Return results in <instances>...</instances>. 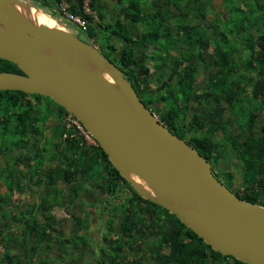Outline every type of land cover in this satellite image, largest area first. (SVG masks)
I'll list each match as a JSON object with an SVG mask.
<instances>
[{"label": "trees", "instance_id": "trees-1", "mask_svg": "<svg viewBox=\"0 0 264 264\" xmlns=\"http://www.w3.org/2000/svg\"><path fill=\"white\" fill-rule=\"evenodd\" d=\"M214 1L118 0L114 16L107 18L99 0H29L49 12H59L65 2L71 13L82 16L86 29L80 30L117 64L139 97L146 98L143 103L157 107L152 112L159 121L212 164L231 148L241 164L240 183L231 171H221L222 176L213 167L214 174L239 197L264 206V121L259 120L264 110V0H221L225 17L210 14ZM85 2L93 14L84 13ZM0 63L2 71L21 73L9 60L0 58ZM32 95L0 89V155L13 153L0 165V264H58L75 247H90L82 232L89 230L92 214L74 211L85 179L94 181L102 198L115 197L123 184L130 188L119 212L107 220L109 231L115 219L118 227L116 237L101 248L103 264H246L214 250L175 214L131 189L98 142L63 137L62 118L69 112L39 93H34V107ZM237 111L243 123L234 134L230 116ZM52 118L57 121L50 124ZM41 137L42 143L36 141ZM56 180L66 185L60 196L71 222L69 236L64 218L55 216ZM24 185L38 190L37 202L21 206L16 201ZM40 207L47 211L39 214ZM53 247L59 253L50 258L44 252Z\"/></svg>", "mask_w": 264, "mask_h": 264}, {"label": "water", "instance_id": "water-1", "mask_svg": "<svg viewBox=\"0 0 264 264\" xmlns=\"http://www.w3.org/2000/svg\"><path fill=\"white\" fill-rule=\"evenodd\" d=\"M14 2L32 5L0 0V58L21 70H0V89L49 96L83 124L140 196L214 250L264 264V206L218 179L211 162L159 121L100 48L61 26L36 24Z\"/></svg>", "mask_w": 264, "mask_h": 264}, {"label": "rangeland", "instance_id": "rangeland-1", "mask_svg": "<svg viewBox=\"0 0 264 264\" xmlns=\"http://www.w3.org/2000/svg\"><path fill=\"white\" fill-rule=\"evenodd\" d=\"M239 1L240 4L242 1L240 0H234ZM101 4H103V12L106 13V17L109 18L110 16H114L116 9L119 7L120 3L118 0H99ZM67 4L65 2H61L59 4V12L57 10H50L49 12L46 9L38 8L36 9L35 6V15L36 20L47 24L48 26H61L69 31H72L74 34H76L81 39L92 42L88 37L85 35V33L79 29V27L74 23L73 21L67 19L63 12H62V6ZM210 14L212 12L217 13L219 17H225L227 15V7L223 5L221 0H215L213 5L209 8ZM225 29V28H223ZM95 45V44H94ZM118 45V44H117ZM182 47V46H181ZM162 73H165L163 69H160ZM150 106V105H149ZM168 106V104H167ZM245 109V108H244ZM242 113L237 111L235 114H231L230 116V124H231V130L234 134H239L241 129V124L243 123V118H241ZM157 117V115H156ZM259 120L264 121V110L261 112L259 116ZM57 121L56 118H52L50 121V124H53ZM177 124H180V122L177 121ZM50 131L46 132V136H49ZM38 142H43V138L36 139ZM18 152V151H17ZM15 152L16 155L18 153ZM13 154L12 152L7 151L6 155L1 154L0 155V165H3L5 163V156L10 157V155ZM46 163V162H45ZM53 162L50 161L49 165L53 166ZM211 165L214 167V171L216 174H221V171L228 170L231 171L234 176L235 180H237V183H240L241 178V164L238 161V159L235 157V154L231 148L226 149V156L225 158H221L219 161H215ZM212 167V168H213ZM25 172V168H22ZM223 169V170H222ZM220 180H223V175L220 176ZM82 176V175H81ZM82 180L84 178L82 177ZM86 183L84 185L85 191L77 198L76 200V207H75V214L76 215H82L84 211H89L92 214V220L89 230L86 232H82L83 234H88V241L87 244H90V247H85L82 245V247H75L73 249V253L66 257L65 261L61 262L58 261V264H103L102 258H104L103 251H101L102 246L106 243V239L109 237H116V229L118 227V220H114V230L109 231L107 220L109 217L115 216L117 212H119V208L117 206L120 202H123L124 197H126L128 194H130V191L121 190V192L116 193L115 197L106 196L103 197L99 196L97 193V188L94 186V181L90 182L85 179ZM24 184V183H23ZM52 187H56L58 189V192L54 195L52 194V197L59 195L55 202L59 205L57 209H55V216L57 219L64 218L62 222L64 226V231L66 233V236L70 235V227L71 222L68 219V215L66 213V210L61 205V196L64 195L66 190V185L61 181H54L52 183ZM2 191H4L5 187H1ZM38 190L33 185H24V188H22L19 192H16L14 195V198L16 201L21 203V206L26 205L27 203H34L37 202L38 198ZM37 211L39 214L44 213L47 211L45 207L37 208ZM61 221V220H60ZM59 221V222H60ZM56 253H59L56 247H53V250L46 251L44 254L49 256L50 258L54 257Z\"/></svg>", "mask_w": 264, "mask_h": 264}, {"label": "built area", "instance_id": "built-area-1", "mask_svg": "<svg viewBox=\"0 0 264 264\" xmlns=\"http://www.w3.org/2000/svg\"><path fill=\"white\" fill-rule=\"evenodd\" d=\"M83 11H84V13H88V14L91 13V10L87 6L86 3L83 6ZM62 12L67 18L77 22L83 28L86 27L85 19L82 16L71 13L67 9L66 5L62 6ZM63 121H64L63 122L64 127H65V131L63 134L64 137L72 136V137L78 138V140H80V141H86L88 143H94V140L90 136L88 131L84 128V126L81 124V122L78 119H76L73 115H71V114L66 115L64 117Z\"/></svg>", "mask_w": 264, "mask_h": 264}, {"label": "bare ground", "instance_id": "bare-ground-1", "mask_svg": "<svg viewBox=\"0 0 264 264\" xmlns=\"http://www.w3.org/2000/svg\"><path fill=\"white\" fill-rule=\"evenodd\" d=\"M11 6L20 14L23 16L29 18L31 21L35 22L36 24L41 23L36 20L35 15V8L32 5H23L19 3H11ZM91 69L94 70L95 67L93 63L91 62Z\"/></svg>", "mask_w": 264, "mask_h": 264}, {"label": "flooded vegetation", "instance_id": "flooded-vegetation-1", "mask_svg": "<svg viewBox=\"0 0 264 264\" xmlns=\"http://www.w3.org/2000/svg\"><path fill=\"white\" fill-rule=\"evenodd\" d=\"M0 67H3V65L0 63ZM10 90H15V89H10ZM17 90V89H16ZM29 93V92H28ZM33 95L31 96V99L35 102V103H33V104H35L34 105V107H36L37 106V104H38V99H37V97L34 95V93H32ZM141 99V98H140ZM141 100H143V101H147L146 100V98H142ZM150 105V106H149ZM147 107H149L151 110H157V107L154 105V104H148L147 105ZM213 167V166H212ZM123 189L122 190H126L127 189V191H129V187L127 186V185H125V184H123ZM131 189H133V188H131ZM134 190V189H133Z\"/></svg>", "mask_w": 264, "mask_h": 264}, {"label": "clouds", "instance_id": "clouds-1", "mask_svg": "<svg viewBox=\"0 0 264 264\" xmlns=\"http://www.w3.org/2000/svg\"><path fill=\"white\" fill-rule=\"evenodd\" d=\"M29 1V0H28ZM86 2L88 1V0H85ZM85 2V3H86ZM31 4V3H30ZM34 6V5H33ZM67 7H68V5H67ZM89 7V6H88ZM37 8V7H36ZM90 8V7H89ZM90 14H93V11L91 10V13ZM77 15V14H76ZM65 16V15H64ZM80 16V15H79ZM66 17V16H65ZM67 18V17H66ZM67 19H69V18H67ZM69 20H71V19H69ZM71 21H73V20H71ZM86 21V20H85ZM74 23H76V25L79 27V29H82V30H84V29H86V27L85 28H83L82 26H80L77 22H75V21H73ZM108 57V56H107ZM147 106V105H146ZM149 108V107H148ZM152 111V110H151ZM69 114H71V115H73L72 113H70L69 112ZM74 116V115H73ZM156 116V115H155ZM65 117V116H64ZM64 117L62 118V124H63V119H64ZM75 117V116H74ZM76 118V117H75ZM77 119V118H76ZM82 124V123H81ZM83 125V124H82ZM63 126H64V124H63ZM65 128V127H64ZM85 128V127H84ZM89 133V132H88ZM64 134V133H63ZM90 134V133H89ZM90 136H91V134H90ZM64 137V136H63ZM92 137V136H91ZM93 138V137H92ZM93 140H94V143H90V144H96V140L93 138ZM96 141V142H95ZM83 142H86V141H83ZM88 143V142H87Z\"/></svg>", "mask_w": 264, "mask_h": 264}, {"label": "crops", "instance_id": "crops-1", "mask_svg": "<svg viewBox=\"0 0 264 264\" xmlns=\"http://www.w3.org/2000/svg\"><path fill=\"white\" fill-rule=\"evenodd\" d=\"M102 11H103V9H102ZM174 32V31H173ZM164 71H165V75H167L168 74V72H169V70L167 69V68H162Z\"/></svg>", "mask_w": 264, "mask_h": 264}]
</instances>
